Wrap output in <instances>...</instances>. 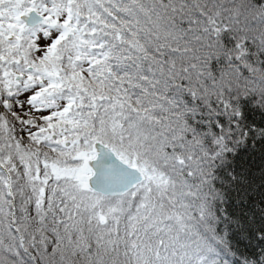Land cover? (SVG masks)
Here are the masks:
<instances>
[{"label":"snow or ice","instance_id":"1","mask_svg":"<svg viewBox=\"0 0 264 264\" xmlns=\"http://www.w3.org/2000/svg\"><path fill=\"white\" fill-rule=\"evenodd\" d=\"M249 101L264 0H0V264H229Z\"/></svg>","mask_w":264,"mask_h":264},{"label":"trees","instance_id":"2","mask_svg":"<svg viewBox=\"0 0 264 264\" xmlns=\"http://www.w3.org/2000/svg\"><path fill=\"white\" fill-rule=\"evenodd\" d=\"M246 127L264 128V111L249 101L242 113ZM217 184L227 189L224 213L239 218V224L228 223L226 240L231 252L222 251V259L229 264L256 260L264 252V136L250 132L249 140L227 154L225 162L217 169ZM237 177L232 180V177ZM225 222L221 221V229Z\"/></svg>","mask_w":264,"mask_h":264}]
</instances>
